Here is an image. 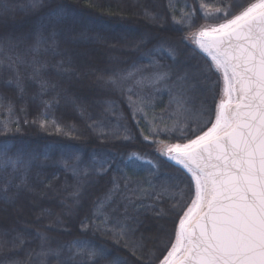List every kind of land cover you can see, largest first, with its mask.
Returning <instances> with one entry per match:
<instances>
[{
  "label": "snow or ice",
  "instance_id": "1",
  "mask_svg": "<svg viewBox=\"0 0 264 264\" xmlns=\"http://www.w3.org/2000/svg\"><path fill=\"white\" fill-rule=\"evenodd\" d=\"M225 6L228 11L217 17L223 22L215 27L200 25L191 32V42L207 52L215 63V69L223 73L225 98L218 104L209 106L199 96L207 90L212 64L190 71L188 63L180 59L179 49L166 37L145 34L136 43L137 50H142V58L148 61L147 68L133 64L130 69H111L96 74L97 88L106 96H123L131 93L133 86L149 87L155 92L166 91L170 97L168 107L175 105L177 118L172 126L154 128L153 134L184 142L157 140L153 143L162 146L156 149L158 156L175 161L191 173L195 180V199L186 211L181 210L182 216L177 213L179 223L178 231L173 233L175 241L173 243L169 239L165 246L167 255L160 264H264V0H249L246 6L240 5L239 0H231ZM17 7L40 14L41 23L28 38L0 36V67H8L15 73L14 83L21 95L25 88L19 66L30 69L29 79L39 84L37 96L47 110L59 103L61 93L56 91L59 84L44 78L49 62L42 57L65 55L66 59L54 67L58 74L72 71L71 58L60 50L61 37L65 32H74L67 24L70 13L63 6L56 5L55 0H27L23 6L14 0H0V18L12 15ZM204 7L200 0L196 6L185 3L180 9L183 22L176 21L174 15L173 22L181 23L182 31L191 30L197 25V11ZM169 9L173 10V6L170 5ZM146 15L156 23L163 20L159 14L146 11ZM84 35L79 34L81 38ZM184 40L189 42V37L185 36ZM166 60L171 62H161ZM50 89L56 95L51 101L43 100ZM62 98L81 112L87 111L88 105L81 97L70 96L64 91ZM143 100L144 97H140V101ZM128 101L130 107L135 105L136 111H142L140 101H132L131 96H128ZM105 103L111 110L114 101ZM197 116L206 119L198 128L188 127ZM44 124L45 121H40L41 127ZM3 131L7 133L11 129L5 124ZM177 131L179 135L174 136ZM57 154L62 160L67 157L84 165L81 172L85 181L96 176L103 179L113 170L120 172L119 176L111 177L113 188L109 204L103 209L97 205L96 211L88 218L90 223L84 227L93 235L110 236L117 243L123 242L128 254L140 259L137 250L144 247V237L141 235L139 240L133 237H136L143 221L137 214L136 201L125 192L135 194L143 192V189L130 188L132 181L122 169H116L117 160L110 155H97L85 163L75 153L63 149L53 148L50 157L48 152L37 154L22 148L13 152L7 143H2L0 202L14 207L21 195L32 191L31 170L50 159L55 163ZM132 158L127 156L120 163L127 165ZM144 162L151 165L149 171H159L160 166L151 159ZM81 187L83 185H78L73 194V205L66 206L69 215L79 210ZM46 212V209L42 210L41 214ZM162 212L157 215H162ZM37 235L41 241V251L37 255L55 256L61 264H128L123 258H111L105 246L95 241L76 239L69 245L54 249L47 246L49 237L42 233ZM23 243L19 234L12 240L13 246Z\"/></svg>",
  "mask_w": 264,
  "mask_h": 264
},
{
  "label": "trees",
  "instance_id": "2",
  "mask_svg": "<svg viewBox=\"0 0 264 264\" xmlns=\"http://www.w3.org/2000/svg\"><path fill=\"white\" fill-rule=\"evenodd\" d=\"M14 2L23 6L27 0ZM230 2L200 0L205 7L196 13V27L182 31L180 9L185 3L196 6L197 0H55L56 5L63 6L70 13L67 24L74 29L72 33L65 32L60 44L61 52L73 62L72 71L58 74L54 67L66 59L65 55L42 57L49 62L44 78L59 84L60 88L56 91L61 93L59 103L46 110L37 96L39 84L29 79L30 69L19 66L25 88L21 95L14 83L15 73L8 67H0V144L7 143L13 152L22 148L37 154L48 152L50 157L53 148L63 149L75 153L85 163L97 155L114 157L117 160L116 169H122L132 181L130 188L143 189V192L135 194L126 191L125 195L136 201L137 214L143 224L133 239L139 240L142 235L144 247L137 250L140 259H134L123 242L117 243L110 236L93 235L84 227V224L90 223L88 218L96 211L97 205L103 209L109 204L113 188L111 177L119 176L120 172L113 170L103 179L96 176L85 181L81 172L84 165L67 157L62 160L57 154L55 163L50 159L31 170L32 191L21 195L14 207L0 202V264H61L55 256L37 255L41 251L38 233L49 237L47 246L54 249L69 245L76 239H88L103 244L111 258H123L128 264H158L163 259L169 239L173 243L175 241L173 233L178 231L179 223L177 213L182 216L181 210L186 211L195 199V180L191 173L175 161L158 156L156 149L159 145L153 143L157 140L184 142L153 134L154 128L172 126L177 118L175 105L168 107L170 97L166 91L155 92L149 87L141 89L133 86L132 92L123 96H106L97 88L96 74L111 69H130L133 64L147 68L148 61L142 58V50L135 47L145 34L168 38L179 49L180 59L188 63L190 71L207 67L212 64L211 60L192 42H185L184 37L206 22L222 21L217 17L228 11L225 5ZM247 2L249 0H239L243 6ZM170 5L173 6L171 11ZM146 11L162 16V22L149 19ZM184 11L187 9L184 8ZM173 15L181 23H174ZM204 16L209 18L204 19ZM40 23V14L17 7L12 15L0 18V36L28 38ZM80 33L85 34L83 38ZM209 75L207 90L199 96L211 106L217 104L222 95V78L214 67ZM64 91L85 100L87 111L81 112L65 103L62 98ZM149 93L150 96L147 95ZM55 95L56 92L50 89L43 100L51 101ZM128 96L134 102L144 97L139 102L142 111H136L135 105L129 106ZM105 101H114L111 110H108ZM45 112L47 114L42 115ZM205 119L197 116L188 127L198 128ZM17 120L18 123L15 122ZM42 120L45 121L43 127L40 125ZM5 124L11 131H3ZM175 135H179V131ZM104 136L110 138L104 139ZM127 156H132V160L127 165L120 163ZM146 159L157 163L159 171H149L151 165L144 162ZM78 185H83L78 200L79 210L69 215L66 206L73 205V194ZM45 209L47 212L42 215ZM161 210L162 215H157ZM17 234L24 243L13 246L12 240Z\"/></svg>",
  "mask_w": 264,
  "mask_h": 264
},
{
  "label": "rangeland",
  "instance_id": "3",
  "mask_svg": "<svg viewBox=\"0 0 264 264\" xmlns=\"http://www.w3.org/2000/svg\"><path fill=\"white\" fill-rule=\"evenodd\" d=\"M253 2H255V0L253 1ZM221 22H223V20L222 21H219V22H206V23H204L203 25H207V26H209V27H215L218 23H221ZM197 30V29H196ZM196 30H194V31H192V32H195ZM188 37H189V41L191 42V32L187 35ZM192 44L193 45H195L199 50H201L210 60H211V56L207 53V52H205L203 49H200L199 47H198V45H196L194 42H192ZM211 62H212V64H213V67L215 68V63L211 60ZM220 75H221V78H222V95H221V97H220V99H222V98H225L224 97V87H225V81H224V77H223V73L221 72V71H219V70H216ZM219 99V100H220ZM218 103H219V101H218ZM217 103V104H218ZM181 143H183V142H181ZM159 147H162L161 145H159ZM170 250V249H169ZM167 255V254H166ZM165 255V256H166ZM164 258V257H163ZM158 264H160V262L158 263Z\"/></svg>",
  "mask_w": 264,
  "mask_h": 264
}]
</instances>
